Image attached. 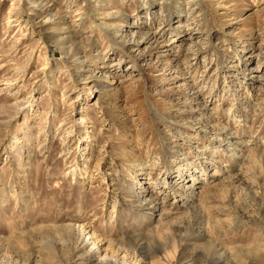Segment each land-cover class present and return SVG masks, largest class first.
Returning <instances> with one entry per match:
<instances>
[{"label":"rangeland","instance_id":"374dc122","mask_svg":"<svg viewBox=\"0 0 264 264\" xmlns=\"http://www.w3.org/2000/svg\"><path fill=\"white\" fill-rule=\"evenodd\" d=\"M0 264H264V0H0Z\"/></svg>","mask_w":264,"mask_h":264},{"label":"bare ground","instance_id":"6f19581e","mask_svg":"<svg viewBox=\"0 0 264 264\" xmlns=\"http://www.w3.org/2000/svg\"><path fill=\"white\" fill-rule=\"evenodd\" d=\"M153 209H154V207H152V208H151V207H149V210H150V211H153Z\"/></svg>","mask_w":264,"mask_h":264}]
</instances>
